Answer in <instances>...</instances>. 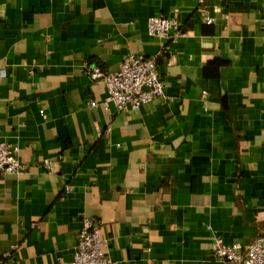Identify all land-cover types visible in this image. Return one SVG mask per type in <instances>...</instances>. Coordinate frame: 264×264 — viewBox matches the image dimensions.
Masks as SVG:
<instances>
[{
	"label": "crops",
	"instance_id": "0c3cea01",
	"mask_svg": "<svg viewBox=\"0 0 264 264\" xmlns=\"http://www.w3.org/2000/svg\"><path fill=\"white\" fill-rule=\"evenodd\" d=\"M163 48L136 109L83 69ZM0 140L25 165L0 177L4 264L69 261L83 217L117 264H225L216 237L264 235V0H0Z\"/></svg>",
	"mask_w": 264,
	"mask_h": 264
},
{
	"label": "built area",
	"instance_id": "2783aa9c",
	"mask_svg": "<svg viewBox=\"0 0 264 264\" xmlns=\"http://www.w3.org/2000/svg\"><path fill=\"white\" fill-rule=\"evenodd\" d=\"M208 20L210 18H207ZM147 30L150 35L159 38L178 37L182 34L175 18L160 15L148 18ZM164 51L165 48L160 49L149 57L128 54L114 71H105L90 63H84L83 69L92 81L105 85V106L111 103L116 111L136 109L141 104L163 95L157 61ZM94 104V101L89 103ZM17 154V145L0 140V177L6 173H20L25 170V165ZM43 163L48 168L51 167L50 159H44ZM68 191L66 189V192ZM105 245L106 242L99 235L98 224L89 217H83L72 258L58 264H117L107 254ZM210 254L225 264H264V235H259L246 246L236 242L226 243L216 237L212 242ZM0 264H4V261L0 260Z\"/></svg>",
	"mask_w": 264,
	"mask_h": 264
}]
</instances>
